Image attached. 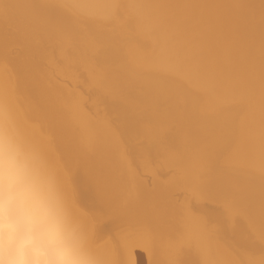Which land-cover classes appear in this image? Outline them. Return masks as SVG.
Listing matches in <instances>:
<instances>
[{"label":"bare ground","instance_id":"bare-ground-1","mask_svg":"<svg viewBox=\"0 0 264 264\" xmlns=\"http://www.w3.org/2000/svg\"><path fill=\"white\" fill-rule=\"evenodd\" d=\"M0 116L105 264H264V0H0Z\"/></svg>","mask_w":264,"mask_h":264},{"label":"clouds","instance_id":"clouds-1","mask_svg":"<svg viewBox=\"0 0 264 264\" xmlns=\"http://www.w3.org/2000/svg\"><path fill=\"white\" fill-rule=\"evenodd\" d=\"M0 264H105L45 154L3 116Z\"/></svg>","mask_w":264,"mask_h":264},{"label":"rangeland","instance_id":"rangeland-1","mask_svg":"<svg viewBox=\"0 0 264 264\" xmlns=\"http://www.w3.org/2000/svg\"><path fill=\"white\" fill-rule=\"evenodd\" d=\"M143 29H147V30H145L144 32H148L149 31V29L147 28V27H144ZM143 31V30H142ZM101 107H104V106H100L99 108H101ZM103 109V108H102ZM204 215H206V212L205 213H203ZM210 225H211V223L210 224H208L207 226H208V228H211L212 227V225H211V227H210ZM214 225V224H213ZM214 227V226H213ZM213 230V229H212ZM214 235H212L210 238H209V241H211L212 239H218V241H220V238L218 237L219 235H217L216 233H213ZM215 236V237H214ZM217 236V237H216ZM221 237L223 238V239H225L227 236H226V233H223L222 235H221ZM215 239H214V242H216L215 241ZM212 242H213V240H212ZM227 242L228 243H226V242H224V241H222L221 240V243H223L222 245H224V248L225 249H227L228 250V248H230L228 251H229V253L231 254H229V256L227 257V258H225V260H223V263L224 264H243V261H242V257L241 256H233L234 254H235V252L232 250V248H235L236 247V243L233 241V240H231V239H228L227 240ZM229 246V247H228Z\"/></svg>","mask_w":264,"mask_h":264}]
</instances>
